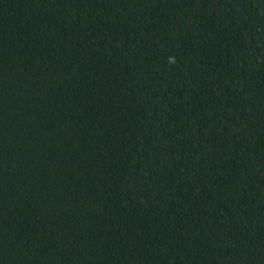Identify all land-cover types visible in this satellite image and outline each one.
<instances>
[{"label":"trees","instance_id":"trees-1","mask_svg":"<svg viewBox=\"0 0 264 264\" xmlns=\"http://www.w3.org/2000/svg\"><path fill=\"white\" fill-rule=\"evenodd\" d=\"M0 264H264V0H0Z\"/></svg>","mask_w":264,"mask_h":264}]
</instances>
